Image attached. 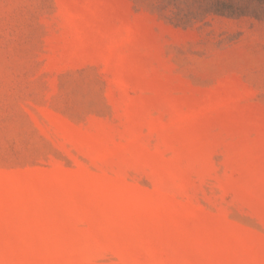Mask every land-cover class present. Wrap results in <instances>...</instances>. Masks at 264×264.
Segmentation results:
<instances>
[{
	"label": "rangeland",
	"instance_id": "rangeland-1",
	"mask_svg": "<svg viewBox=\"0 0 264 264\" xmlns=\"http://www.w3.org/2000/svg\"><path fill=\"white\" fill-rule=\"evenodd\" d=\"M0 264H264V0H0Z\"/></svg>",
	"mask_w": 264,
	"mask_h": 264
}]
</instances>
